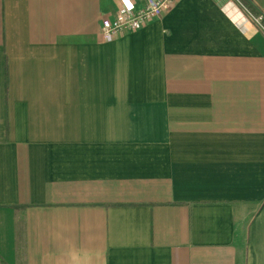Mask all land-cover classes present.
Wrapping results in <instances>:
<instances>
[{
	"label": "crops",
	"instance_id": "crops-1",
	"mask_svg": "<svg viewBox=\"0 0 264 264\" xmlns=\"http://www.w3.org/2000/svg\"><path fill=\"white\" fill-rule=\"evenodd\" d=\"M143 4L0 0V264H264V30Z\"/></svg>",
	"mask_w": 264,
	"mask_h": 264
},
{
	"label": "built area",
	"instance_id": "built-area-1",
	"mask_svg": "<svg viewBox=\"0 0 264 264\" xmlns=\"http://www.w3.org/2000/svg\"><path fill=\"white\" fill-rule=\"evenodd\" d=\"M180 0H144L143 7L134 10L128 7L120 8L113 19H105L101 25V38L105 42H113L124 33L133 32L149 24L154 18L166 15ZM262 26L264 15L253 16Z\"/></svg>",
	"mask_w": 264,
	"mask_h": 264
},
{
	"label": "trees",
	"instance_id": "trees-1",
	"mask_svg": "<svg viewBox=\"0 0 264 264\" xmlns=\"http://www.w3.org/2000/svg\"><path fill=\"white\" fill-rule=\"evenodd\" d=\"M240 3H242L246 9L255 17H257L261 11L258 9V7L253 3L252 0H239ZM262 26L264 27V19L262 20Z\"/></svg>",
	"mask_w": 264,
	"mask_h": 264
},
{
	"label": "rangeland",
	"instance_id": "rangeland-1",
	"mask_svg": "<svg viewBox=\"0 0 264 264\" xmlns=\"http://www.w3.org/2000/svg\"><path fill=\"white\" fill-rule=\"evenodd\" d=\"M254 16V15H253ZM264 30V29H263Z\"/></svg>",
	"mask_w": 264,
	"mask_h": 264
}]
</instances>
